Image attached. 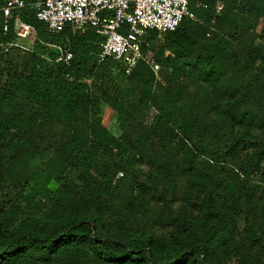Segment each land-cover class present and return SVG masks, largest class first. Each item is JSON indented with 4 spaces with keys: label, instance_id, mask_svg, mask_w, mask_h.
Here are the masks:
<instances>
[{
    "label": "trees",
    "instance_id": "16d2710c",
    "mask_svg": "<svg viewBox=\"0 0 264 264\" xmlns=\"http://www.w3.org/2000/svg\"><path fill=\"white\" fill-rule=\"evenodd\" d=\"M190 10L146 37L162 82L32 8L11 46L0 10V264H264V0Z\"/></svg>",
    "mask_w": 264,
    "mask_h": 264
},
{
    "label": "built area",
    "instance_id": "2783aa9c",
    "mask_svg": "<svg viewBox=\"0 0 264 264\" xmlns=\"http://www.w3.org/2000/svg\"><path fill=\"white\" fill-rule=\"evenodd\" d=\"M223 4H218L221 10ZM36 9L37 18L47 24L51 34L58 35L70 26L84 33L94 30L104 37L98 55V63L108 60L123 63L127 75H131L140 61L149 64L156 73V81L162 82L160 66L151 52L144 51L148 33L175 31L184 19H196L190 10V0H43L30 3L25 0H6L0 9L3 13L4 31L14 18L17 39L10 44L25 52H33L36 39L34 27L21 20L22 11ZM59 51L57 61L68 63L73 53L63 46L50 45Z\"/></svg>",
    "mask_w": 264,
    "mask_h": 264
},
{
    "label": "rangeland",
    "instance_id": "374dc122",
    "mask_svg": "<svg viewBox=\"0 0 264 264\" xmlns=\"http://www.w3.org/2000/svg\"><path fill=\"white\" fill-rule=\"evenodd\" d=\"M260 29H261V26H260ZM102 116H103V123L105 124V126L111 128L112 131L115 134H117L118 130L114 124V114L112 110L108 107H105Z\"/></svg>",
    "mask_w": 264,
    "mask_h": 264
}]
</instances>
